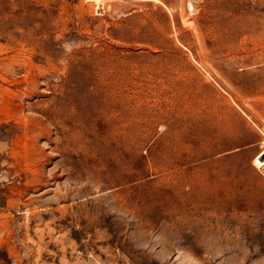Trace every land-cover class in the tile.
<instances>
[{"label":"rangeland","instance_id":"374dc122","mask_svg":"<svg viewBox=\"0 0 264 264\" xmlns=\"http://www.w3.org/2000/svg\"><path fill=\"white\" fill-rule=\"evenodd\" d=\"M264 0H0V264H264Z\"/></svg>","mask_w":264,"mask_h":264},{"label":"bare ground","instance_id":"6f19581e","mask_svg":"<svg viewBox=\"0 0 264 264\" xmlns=\"http://www.w3.org/2000/svg\"><path fill=\"white\" fill-rule=\"evenodd\" d=\"M261 171L264 173V165H263V167L261 168Z\"/></svg>","mask_w":264,"mask_h":264}]
</instances>
